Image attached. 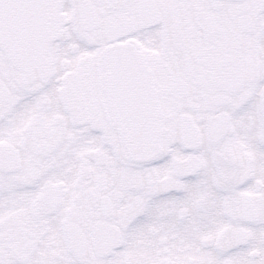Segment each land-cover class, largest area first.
I'll return each mask as SVG.
<instances>
[{"label":"snow or ice","instance_id":"6c2138e0","mask_svg":"<svg viewBox=\"0 0 264 264\" xmlns=\"http://www.w3.org/2000/svg\"><path fill=\"white\" fill-rule=\"evenodd\" d=\"M0 264H264V0H0Z\"/></svg>","mask_w":264,"mask_h":264}]
</instances>
